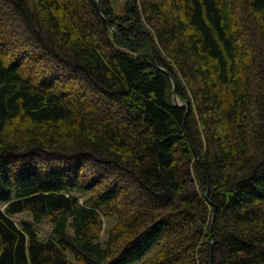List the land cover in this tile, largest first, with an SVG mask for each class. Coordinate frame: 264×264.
Wrapping results in <instances>:
<instances>
[{"label":"trees","instance_id":"16d2710c","mask_svg":"<svg viewBox=\"0 0 264 264\" xmlns=\"http://www.w3.org/2000/svg\"><path fill=\"white\" fill-rule=\"evenodd\" d=\"M96 2L0 0V264H264V0Z\"/></svg>","mask_w":264,"mask_h":264},{"label":"rangeland","instance_id":"374dc122","mask_svg":"<svg viewBox=\"0 0 264 264\" xmlns=\"http://www.w3.org/2000/svg\"><path fill=\"white\" fill-rule=\"evenodd\" d=\"M116 3H118L116 5L123 6L124 3H125V0H116ZM0 206H3V205H0ZM30 215L31 214L29 212H23V213H20L19 215H17L15 217V220L18 223H21V221H22L21 219H26L27 218L26 220H28L30 218ZM51 226H52L51 223L49 221H47L46 219L43 222V224L39 225V228L41 230L40 232L42 233L44 239H47L48 237L51 236V232H50L51 231ZM106 236H107V234L105 233L104 237H103V240L106 238ZM137 264H139V263H137Z\"/></svg>","mask_w":264,"mask_h":264},{"label":"water","instance_id":"95a60500","mask_svg":"<svg viewBox=\"0 0 264 264\" xmlns=\"http://www.w3.org/2000/svg\"><path fill=\"white\" fill-rule=\"evenodd\" d=\"M96 5H97V8L99 9V11L101 12V10H100V0H97V2H96ZM130 11H132L133 13H134V15L137 17V19H138V13H137V10H136V6H135V4H132L131 6H130ZM172 79H173V82H174V87H175V93H176V80H175V78L172 76ZM178 104L179 105H184V106H189V103H188V101L187 102H185V103H180V102H178Z\"/></svg>","mask_w":264,"mask_h":264}]
</instances>
